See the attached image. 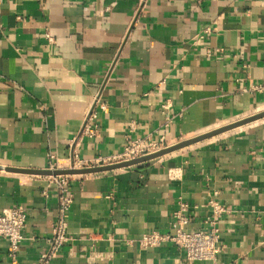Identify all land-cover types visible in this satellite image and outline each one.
I'll use <instances>...</instances> for the list:
<instances>
[{"label":"crops","instance_id":"obj_1","mask_svg":"<svg viewBox=\"0 0 264 264\" xmlns=\"http://www.w3.org/2000/svg\"><path fill=\"white\" fill-rule=\"evenodd\" d=\"M261 84L264 0H0L2 166L69 167L97 97V134L75 148L82 160L121 151L128 137L173 145L260 113L264 91L252 87ZM50 176L0 170V212L28 211L23 264L37 263L58 215ZM70 176V239L51 264H205L172 243L138 242L171 231L181 201L188 231L211 227V201L227 209L217 264H264V118L144 163ZM0 264H11L3 239Z\"/></svg>","mask_w":264,"mask_h":264},{"label":"built area","instance_id":"obj_2","mask_svg":"<svg viewBox=\"0 0 264 264\" xmlns=\"http://www.w3.org/2000/svg\"><path fill=\"white\" fill-rule=\"evenodd\" d=\"M211 28H209L210 30ZM255 91H264V84L252 87ZM99 97L95 98L91 110L84 119L83 127L78 136L72 141L73 151L71 153L70 165L67 168L52 166L50 169H69V168H88L114 164L133 160L155 153L169 145L161 137H153L151 134L145 136L128 137L121 151L110 156H101L94 159L82 160L76 151L81 137L83 135L95 136L99 124L96 122V106ZM103 107L105 105L102 104ZM169 107V103L164 108ZM171 121L170 118H167ZM70 175L50 176L51 182L55 183L58 193V215L52 225V233L46 239L47 248L41 251L36 264H51L59 256L63 246L69 241L68 235V212L71 208L73 197L70 194ZM48 190H45L47 194ZM214 207L215 217L210 220L211 227L206 231L198 229L195 231L186 230V224L189 222L188 203L180 202L179 209L175 212V220L172 223L171 231H150L145 232L138 239L142 247H159L166 243H172L183 253L187 261H201L205 264H217L222 253L220 245V234L217 227V216L227 212V209L211 201ZM28 211L23 206H9L0 212V239L7 241L8 252L11 258V264H23L18 258V248L23 240V231L26 227Z\"/></svg>","mask_w":264,"mask_h":264},{"label":"water","instance_id":"obj_3","mask_svg":"<svg viewBox=\"0 0 264 264\" xmlns=\"http://www.w3.org/2000/svg\"><path fill=\"white\" fill-rule=\"evenodd\" d=\"M264 118V111L254 114L250 117L235 121L233 123H230L228 125L213 129L211 131H208L206 133L197 135L192 138H188L185 140H182L178 143H175L173 145H169L155 153L139 157L133 160L129 161H124V162H119V163H114V164H108V165H103V166H96V167H88V168H69V169H30V168H20V167H11V166H2L0 165V170H5L8 172H14V173H24V174H33V175H51V176H56V175H76V174H89V173H98V172H104V171H109L113 169H118V168H124V167H129L133 165H137L140 163L147 162L149 160L164 156L168 153L174 152L176 150L185 148L187 146H190L192 144H195L197 142L209 139L211 137H215L219 134H222L224 132H227L229 130L235 129L237 127L252 123L256 120Z\"/></svg>","mask_w":264,"mask_h":264}]
</instances>
